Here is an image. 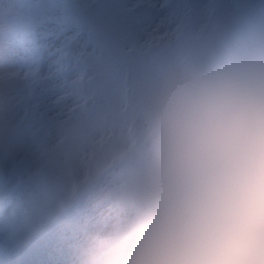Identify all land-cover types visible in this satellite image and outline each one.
<instances>
[{
  "label": "clouds",
  "instance_id": "9594fccd",
  "mask_svg": "<svg viewBox=\"0 0 264 264\" xmlns=\"http://www.w3.org/2000/svg\"><path fill=\"white\" fill-rule=\"evenodd\" d=\"M12 8L0 0V21ZM91 31L71 22L47 64L34 36L0 32V159L30 158L56 216L77 210L72 264H264V3L133 33L116 122L53 170L37 98L91 84Z\"/></svg>",
  "mask_w": 264,
  "mask_h": 264
},
{
  "label": "rangeland",
  "instance_id": "374dc122",
  "mask_svg": "<svg viewBox=\"0 0 264 264\" xmlns=\"http://www.w3.org/2000/svg\"><path fill=\"white\" fill-rule=\"evenodd\" d=\"M11 2L10 21L7 24L0 21V32L13 30L11 38L17 47L20 44L16 39L26 34L24 31L28 36L33 35L38 43L46 45L41 52L46 57L45 64L59 55L56 48L61 41L67 40V26L71 22L77 21L92 29L89 47L94 46L98 56H85L84 59L95 63V79L77 93L49 85L37 98L34 115L37 143L45 149L46 164L55 170L76 156L89 132L107 129L116 122L124 102L122 74L125 70L134 73L137 69L136 61L122 54L125 41L133 33L211 12L240 9L256 14L264 0ZM77 4L80 7H74ZM56 97L59 99L53 104ZM51 211L55 210L43 194L42 181L35 175L31 159L18 160L11 156L0 159V246H17L21 238L54 217L56 213L49 215ZM76 214L77 210H73L69 216L55 222L54 229L35 240L26 264H72L67 241L75 228L73 217Z\"/></svg>",
  "mask_w": 264,
  "mask_h": 264
},
{
  "label": "bare ground",
  "instance_id": "6f19581e",
  "mask_svg": "<svg viewBox=\"0 0 264 264\" xmlns=\"http://www.w3.org/2000/svg\"><path fill=\"white\" fill-rule=\"evenodd\" d=\"M11 1H13V0H9V3H10V4L12 3ZM26 40H27V39H22L23 42H21V44H22V43H25ZM21 44H20V45H21ZM20 45H19V46H20ZM53 58H56V57L54 56V57H52L51 59H53ZM43 59H44V58H43ZM44 61H45V59H44ZM19 229H20V228H19ZM19 229H17V230H19Z\"/></svg>",
  "mask_w": 264,
  "mask_h": 264
}]
</instances>
